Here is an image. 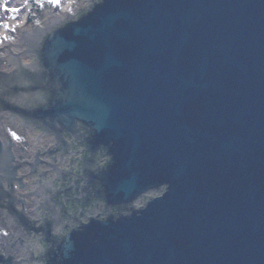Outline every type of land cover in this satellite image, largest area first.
I'll return each mask as SVG.
<instances>
[{"label":"water","instance_id":"water-1","mask_svg":"<svg viewBox=\"0 0 264 264\" xmlns=\"http://www.w3.org/2000/svg\"><path fill=\"white\" fill-rule=\"evenodd\" d=\"M72 18L36 31L37 63L0 71V118L60 142L84 135L94 163L107 147L110 163H82L65 202L99 187L107 205L128 207L166 189L127 214L72 212L83 223L68 233L10 203L44 242L38 263L264 264V0H101ZM14 160L0 142V187L22 183Z\"/></svg>","mask_w":264,"mask_h":264},{"label":"snow or ice","instance_id":"snow-or-ice-1","mask_svg":"<svg viewBox=\"0 0 264 264\" xmlns=\"http://www.w3.org/2000/svg\"><path fill=\"white\" fill-rule=\"evenodd\" d=\"M57 2H58V0H57ZM4 7H5V10H7V5L5 4L4 5ZM12 11H19L18 9H12ZM5 27L7 26V25H4Z\"/></svg>","mask_w":264,"mask_h":264}]
</instances>
